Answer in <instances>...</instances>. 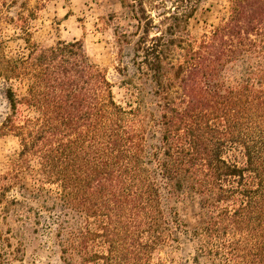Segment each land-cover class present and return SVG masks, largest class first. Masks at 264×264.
Here are the masks:
<instances>
[{
    "label": "trees",
    "instance_id": "1",
    "mask_svg": "<svg viewBox=\"0 0 264 264\" xmlns=\"http://www.w3.org/2000/svg\"><path fill=\"white\" fill-rule=\"evenodd\" d=\"M48 1L0 0V135L19 144L0 173V264L37 235L62 264H163L164 249L188 250L190 264H264V0H229L200 39L188 27L202 0L123 2L145 89L126 106L81 41H33ZM2 24L24 52L7 54ZM179 198L202 205L191 228Z\"/></svg>",
    "mask_w": 264,
    "mask_h": 264
},
{
    "label": "rangeland",
    "instance_id": "2",
    "mask_svg": "<svg viewBox=\"0 0 264 264\" xmlns=\"http://www.w3.org/2000/svg\"><path fill=\"white\" fill-rule=\"evenodd\" d=\"M129 0H49L36 11L32 39L40 46H51L57 41L82 42L88 59L98 65L106 74L112 86L115 101L126 106L131 100L130 89H144L133 65L134 42L139 33L138 25L123 2ZM169 5V4H168ZM229 0H202L197 11L189 20V31L195 39L208 34L219 24L228 12ZM13 11H17V8ZM2 38L6 42V52L14 55L24 52V43L18 38V31L11 25H1ZM12 87L18 98L25 93L23 82H13ZM0 83V123L10 113ZM22 115L33 114V109L19 105ZM19 150L13 135H0V173ZM180 219L191 228L203 218L200 201L179 198L171 202ZM12 228L16 224L9 223ZM3 229L5 226H2ZM27 238L23 255L10 264H62L58 249L51 239L37 235L35 240ZM15 246V242L13 241ZM189 249V245L185 249ZM185 252V253H184ZM184 252L161 250L157 253L163 264H190L188 250Z\"/></svg>",
    "mask_w": 264,
    "mask_h": 264
}]
</instances>
